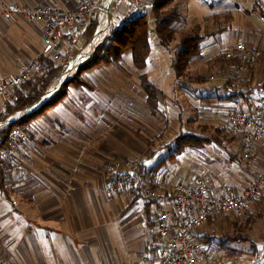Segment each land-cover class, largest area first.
I'll use <instances>...</instances> for the list:
<instances>
[{"label":"crops","instance_id":"1","mask_svg":"<svg viewBox=\"0 0 264 264\" xmlns=\"http://www.w3.org/2000/svg\"><path fill=\"white\" fill-rule=\"evenodd\" d=\"M8 2L25 7L53 5L71 10L77 7L79 0H0V5ZM230 14L229 23L237 19L241 22L239 31L230 48L221 55L207 56L206 63L222 69L229 64L224 54L239 42L256 47L259 58L243 87L247 93L231 97L225 81L219 78L207 86L201 85L197 110L210 128L221 130L220 134L197 147H178L179 155L170 154L168 159L150 167L146 163L152 186L172 187L180 180L193 181L203 176L215 194H237L250 186L264 167V142L256 144L250 160H244L240 155L241 138L232 136L228 126L230 113L241 111L251 115L258 100L264 97V9L254 6L251 12ZM222 27L211 28L210 32H221L228 25L226 29ZM77 52L78 49L71 50L72 55ZM45 56L41 24L20 16L0 19L2 75L20 71L26 59ZM101 66L82 74L91 80L92 89H75L70 85L60 103L28 121L31 130L17 155L20 171L7 188L0 184V258L6 264H139L149 249L160 242L153 201L129 189L112 195L105 191L107 165L111 160L137 155L128 151L129 147L143 156H155L158 151L153 140L142 146L140 140L127 132L126 120L120 121L114 114L119 110H132L134 116L137 114L140 118L132 122L139 133L143 128L144 101L151 115L154 111L147 102L140 75L136 85L119 79ZM121 67L120 70L124 69ZM102 92L108 94L109 106L103 104ZM257 92L259 95L254 97ZM210 94L219 98L209 102L205 96ZM43 99L35 108L41 106ZM8 101L9 91L0 93V114ZM158 101L160 109L159 95ZM72 105L79 110V116L73 114ZM22 115L17 113L14 117ZM9 121L10 118L0 123ZM127 136L133 141H127ZM173 160L176 163L171 162ZM221 218L227 217L221 215L212 224L218 225ZM243 218L249 231H258V224L264 222V196ZM263 234L264 229L260 232Z\"/></svg>","mask_w":264,"mask_h":264},{"label":"built area","instance_id":"2","mask_svg":"<svg viewBox=\"0 0 264 264\" xmlns=\"http://www.w3.org/2000/svg\"><path fill=\"white\" fill-rule=\"evenodd\" d=\"M148 1L79 0L77 7L71 10L53 5L25 7L16 2L3 3L0 5V19L20 16L41 24L46 56L24 60L18 72L0 73V93L19 86L35 74H46L52 69V64L62 67L56 87L51 88L53 92L58 90L107 35L120 30L130 20L148 16ZM94 22L96 25L88 40ZM77 49L78 52L72 55L71 50L75 52ZM258 57L256 47L239 42L224 54L231 64L212 75L211 79H230L240 88ZM8 123L10 121L0 123V129ZM228 126L232 136L241 138V157L250 160L256 144L264 142V97L258 100L251 115L241 111L230 113ZM30 130L29 122L14 126L6 145L0 150L1 166L9 183L20 171L17 155ZM146 163L143 155L111 160L107 165L105 188L108 195L129 189L156 204V232L160 242L149 249L139 264H223L218 254L199 239V235L212 219L221 215L243 218L248 214L252 205L264 196V167L255 181L240 193L217 195L203 176L193 181L180 180L172 187L152 186ZM0 264L6 263L0 258Z\"/></svg>","mask_w":264,"mask_h":264},{"label":"rangeland","instance_id":"3","mask_svg":"<svg viewBox=\"0 0 264 264\" xmlns=\"http://www.w3.org/2000/svg\"><path fill=\"white\" fill-rule=\"evenodd\" d=\"M176 2L177 4H180L181 21L176 24L177 32L172 43L173 49H166L160 44L155 31L154 21L151 14H149L147 19L149 21V41L151 47L146 66L144 68H138L135 65L132 51L130 49L123 52L120 62L101 64L103 70L105 69L109 72H113L116 74V77L123 81H130L137 85L139 82L138 77L140 75L143 87L142 76H145L149 81L154 83L157 88L161 89L162 93H159V89H157L158 95L162 100V106H160L161 108L159 109L160 111L152 112L151 115L144 101L143 120L142 123L138 122V124L141 123L143 128L139 133L136 130L138 127H135V124L132 122L139 121L137 118H140L137 114L134 116L135 114L132 113V110H119L114 114L116 119H120V121L126 120L127 132L133 136V138L135 137L140 140L142 146L147 145V142L150 140L154 141L155 148L158 149V151L155 152V156H145L149 167L155 162H161L162 159L164 160V158H167L170 154H180V152H178L179 150H177L179 148L177 147L176 142L173 144L168 142H174L175 138L182 132H195L203 135H210L214 132V128L209 127L207 120L204 119L201 113L197 110L199 105L197 100L199 99L198 97L202 95V92L198 89L203 85L207 86L209 83L216 80L211 79V76L221 70L219 67H215V65H212L211 63H206L207 56H210L211 54V56L221 55L222 51L230 48V43L237 35H235V33L239 31L238 27L241 25V22L237 19V21L233 23H228L226 30L212 33L210 32L211 28L220 27L219 23L214 20V16L216 14H226L231 12L234 14L240 12L245 14L251 12V9L254 6H258L259 9H264V0H177ZM193 30L205 34V38L201 44V51L191 62L186 74L182 78H177L171 62L172 53L176 51L174 46L179 41L182 31L191 32ZM106 37H108V35ZM89 39L90 38L88 37V40ZM121 66H123L124 69L120 70ZM78 68L74 71L71 77L77 73ZM95 70L97 71V69H94L93 73H96ZM90 77L93 78L92 75ZM81 78L88 81L90 80L84 75H82ZM57 81L58 79L56 82L54 80L47 94L43 97L44 99L42 102H45L51 95L58 91L56 90L53 92L51 89L56 87ZM184 82L187 83L188 86L190 85V89L184 86ZM74 88L76 89V87ZM50 89L52 92H50ZM143 91H145V89ZM101 94L105 97L101 98L104 100L103 104L109 106L106 102L109 101L107 99L108 94L103 92ZM258 95L259 92L255 93L254 97H257ZM72 106L75 108L73 109V114L79 116L80 112L75 107H79V105L75 104V106ZM13 118H16V116L11 119ZM127 141L132 142L133 140L127 136ZM129 142H127V144H130ZM159 144L161 147L158 146ZM134 145L136 144L134 143ZM128 151L132 152V154H140L139 151L132 147H129ZM171 162L176 163V160ZM226 217L227 218L225 219L221 218L218 225L215 223L212 224L211 222L203 228L201 238L206 234L213 237L212 241H203L209 245L212 251L218 254L220 259H222L223 264H263L264 234L260 235V232L264 229V222L258 224V231L254 229L249 231L246 227L244 218H238L233 215H226ZM224 233H237L244 237H251L253 240L245 239L233 241L228 242L225 246H221V235Z\"/></svg>","mask_w":264,"mask_h":264},{"label":"trees","instance_id":"4","mask_svg":"<svg viewBox=\"0 0 264 264\" xmlns=\"http://www.w3.org/2000/svg\"><path fill=\"white\" fill-rule=\"evenodd\" d=\"M177 0H149L150 14L154 21L155 31L158 36L160 44L166 49H173L172 43L175 39L177 32L176 24L181 21L180 4ZM231 14H216L214 20L223 26L224 29L230 20ZM226 20V21H224ZM96 22L91 25L88 37L91 38ZM226 29V28H225ZM205 38V34L196 31H182L179 41L175 44L176 51L172 53V67L176 73L177 78H182L194 58L200 54L201 44ZM150 41H149V21L147 16H142L128 21L118 31L111 32L106 39L94 48L89 58L79 65L77 73L65 81L61 87L53 95L50 96L40 107L25 113L30 107L35 106L42 97H44L54 80L59 76L62 67L60 65L52 64V69L44 75L35 74L25 80L19 86L9 90V101L6 104L5 110L0 114V121H6L10 118L4 129L0 132V150L6 145L8 134L10 130L16 125H22L39 114L43 113L46 109L60 103L66 96V88L70 85L76 88L92 89L94 85L86 79H82V74L91 70L101 64H111L113 62H120L122 54L125 50L132 51L133 61L138 68H144L147 64V59L150 54ZM259 58V57H258ZM228 61V60H227ZM230 61L229 64L230 65ZM249 79V78H248ZM248 79L244 82L243 86L238 88L232 80H225L224 86L229 89L231 97L245 95L247 91L243 88ZM143 87L147 93V102L152 109L156 112L159 110L158 90L157 87L149 81L145 76H142ZM184 86L190 89V85L184 82ZM264 88V84H263ZM219 96L210 94L206 95L207 101L211 102L214 98ZM228 97V96H227ZM225 97H222V99ZM17 113H23L18 119H11ZM220 129L215 128V131L210 135H200L192 132H182L175 138L177 147H197L207 142L212 141V137L220 134ZM8 181L5 179V171L0 162V184L2 187L7 188ZM213 220V219H212ZM212 220L210 222H212ZM209 222V223H210ZM221 246H225L228 242L239 241L247 239L243 235L224 233L221 235ZM201 241H212L213 237L204 235ZM204 243L208 245L206 242ZM209 246V245H208ZM234 251V250H233ZM264 264V252H263Z\"/></svg>","mask_w":264,"mask_h":264}]
</instances>
